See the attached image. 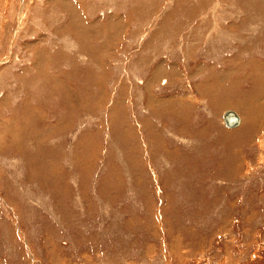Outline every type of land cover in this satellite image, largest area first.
Instances as JSON below:
<instances>
[{
    "label": "rangeland",
    "instance_id": "rangeland-1",
    "mask_svg": "<svg viewBox=\"0 0 264 264\" xmlns=\"http://www.w3.org/2000/svg\"><path fill=\"white\" fill-rule=\"evenodd\" d=\"M249 77L264 0H0V264H264Z\"/></svg>",
    "mask_w": 264,
    "mask_h": 264
},
{
    "label": "crops",
    "instance_id": "crops-1",
    "mask_svg": "<svg viewBox=\"0 0 264 264\" xmlns=\"http://www.w3.org/2000/svg\"><path fill=\"white\" fill-rule=\"evenodd\" d=\"M247 83H249V85L247 86L246 90L250 91L255 86V91L253 92V95L251 94V92L248 93L247 95L245 94L246 98L244 97L245 99L244 101H245L246 109L242 112L241 122H239L237 127H239L243 123L244 125L243 127L245 126L249 127L248 129H252L253 131L257 132L264 123V115L261 113L262 110L260 107L262 103L258 102L262 98L261 92L263 91V87H262L263 82L261 79L255 80L254 78L249 77ZM257 102L259 103L258 109L256 108Z\"/></svg>",
    "mask_w": 264,
    "mask_h": 264
},
{
    "label": "water",
    "instance_id": "water-1",
    "mask_svg": "<svg viewBox=\"0 0 264 264\" xmlns=\"http://www.w3.org/2000/svg\"><path fill=\"white\" fill-rule=\"evenodd\" d=\"M221 121L223 125L227 128H233L238 125L237 116L229 110L223 112L221 116Z\"/></svg>",
    "mask_w": 264,
    "mask_h": 264
},
{
    "label": "bare ground",
    "instance_id": "bare-ground-1",
    "mask_svg": "<svg viewBox=\"0 0 264 264\" xmlns=\"http://www.w3.org/2000/svg\"><path fill=\"white\" fill-rule=\"evenodd\" d=\"M231 112H233V111H231ZM236 116H237V118H238V124H239V122H241V120H240V117L235 113V112H233ZM238 126V125H237ZM237 126H235V128L237 127ZM227 128V127H226ZM234 127L233 128H227V129H235Z\"/></svg>",
    "mask_w": 264,
    "mask_h": 264
}]
</instances>
